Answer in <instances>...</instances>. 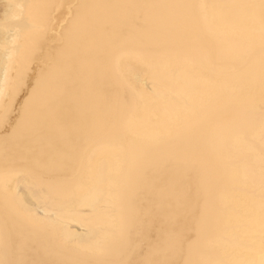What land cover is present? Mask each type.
Returning <instances> with one entry per match:
<instances>
[{
	"label": "bare ground",
	"instance_id": "obj_1",
	"mask_svg": "<svg viewBox=\"0 0 264 264\" xmlns=\"http://www.w3.org/2000/svg\"><path fill=\"white\" fill-rule=\"evenodd\" d=\"M5 1L0 264H261V0Z\"/></svg>",
	"mask_w": 264,
	"mask_h": 264
},
{
	"label": "rangeland",
	"instance_id": "obj_2",
	"mask_svg": "<svg viewBox=\"0 0 264 264\" xmlns=\"http://www.w3.org/2000/svg\"><path fill=\"white\" fill-rule=\"evenodd\" d=\"M6 2L5 0H0V6H2V11L0 10V17L3 15L4 13V10L6 8ZM4 4V5H3ZM37 212L40 214V215H44V216H49V217H53L55 215L54 211L53 210H48L46 209L43 205H39L37 207ZM83 213H86L85 210L82 211ZM71 227L72 229H74L75 231L79 232V233H85L86 232V229L82 226H80L78 223L76 222H72L71 223Z\"/></svg>",
	"mask_w": 264,
	"mask_h": 264
},
{
	"label": "snow or ice",
	"instance_id": "obj_3",
	"mask_svg": "<svg viewBox=\"0 0 264 264\" xmlns=\"http://www.w3.org/2000/svg\"><path fill=\"white\" fill-rule=\"evenodd\" d=\"M245 7L259 8L261 21L264 22V0H261L259 5H247ZM261 264H264V260L261 261Z\"/></svg>",
	"mask_w": 264,
	"mask_h": 264
}]
</instances>
